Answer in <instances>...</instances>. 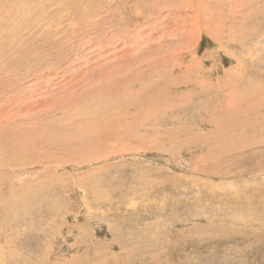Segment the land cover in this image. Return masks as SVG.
I'll return each instance as SVG.
<instances>
[{
    "label": "rangeland",
    "instance_id": "rangeland-1",
    "mask_svg": "<svg viewBox=\"0 0 264 264\" xmlns=\"http://www.w3.org/2000/svg\"><path fill=\"white\" fill-rule=\"evenodd\" d=\"M0 264H264V0H0Z\"/></svg>",
    "mask_w": 264,
    "mask_h": 264
},
{
    "label": "bare ground",
    "instance_id": "bare-ground-1",
    "mask_svg": "<svg viewBox=\"0 0 264 264\" xmlns=\"http://www.w3.org/2000/svg\"><path fill=\"white\" fill-rule=\"evenodd\" d=\"M35 123V122H34ZM2 148V147H1ZM2 150V149H1ZM3 151H4V149H3ZM36 152V151H35ZM5 157V156H4ZM34 157H35V155H34ZM42 158V157H41ZM25 160V159H24ZM20 161V160H19ZM15 164V163H14ZM20 164V163H19Z\"/></svg>",
    "mask_w": 264,
    "mask_h": 264
}]
</instances>
